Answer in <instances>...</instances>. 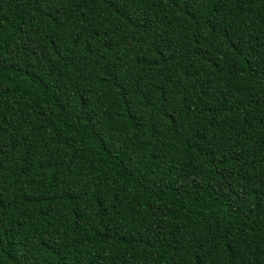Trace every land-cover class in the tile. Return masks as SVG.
Here are the masks:
<instances>
[{
	"label": "trees",
	"instance_id": "trees-1",
	"mask_svg": "<svg viewBox=\"0 0 264 264\" xmlns=\"http://www.w3.org/2000/svg\"><path fill=\"white\" fill-rule=\"evenodd\" d=\"M0 264H264V0H0Z\"/></svg>",
	"mask_w": 264,
	"mask_h": 264
}]
</instances>
